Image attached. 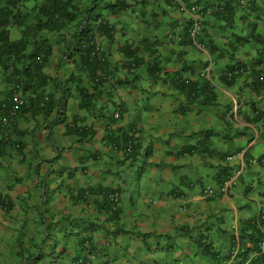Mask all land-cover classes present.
Returning <instances> with one entry per match:
<instances>
[{"label":"crops","instance_id":"1","mask_svg":"<svg viewBox=\"0 0 264 264\" xmlns=\"http://www.w3.org/2000/svg\"><path fill=\"white\" fill-rule=\"evenodd\" d=\"M43 1L20 2L26 23ZM92 1L73 0L74 21L41 32L43 83L31 73L17 86L0 61V118L24 101L0 124V264H234L226 258L244 224L264 216V0H126L118 13L102 0L112 40L94 45L113 79L98 84L73 50ZM180 5L202 10L195 38ZM6 29L10 42L22 38L12 21ZM133 58L143 64L128 71ZM232 65L242 76L221 81ZM188 82L209 83L212 103L190 102ZM131 124L142 148L134 162L108 142ZM196 145L202 152L182 153ZM99 189L119 194L115 213Z\"/></svg>","mask_w":264,"mask_h":264},{"label":"trees","instance_id":"2","mask_svg":"<svg viewBox=\"0 0 264 264\" xmlns=\"http://www.w3.org/2000/svg\"><path fill=\"white\" fill-rule=\"evenodd\" d=\"M23 1L25 0H0V61H3V69L5 71L13 68L10 78H16L17 86H23L24 81L28 80L31 73L38 86L40 81L43 83V81L46 80V77L42 76L41 70L50 53L45 47V41L40 39V34L43 31H58L65 24L74 21L75 15L72 11L75 7L73 5V0H44L42 3H37L35 5L31 13V19L33 22L32 24H28L26 23L28 17L23 15L19 10L20 2ZM98 1L99 0H93L92 6L84 10V19L87 22L85 25L80 26L77 34L74 36V38L79 41V45H76L73 49L77 50L83 69L92 73L91 77L96 84L107 78L113 79L112 74L103 73L105 57L100 54L99 48L94 45L96 36L104 37L108 42H111L113 33V28L105 20L99 17L98 10L101 9L102 6L98 4ZM234 2L235 0H227L226 4H229L230 7H232L234 6ZM196 6L198 7V5ZM102 8L109 9L112 13H118L126 10L128 5L126 0H116L112 5L104 3ZM93 20L100 21H97V24L93 25ZM11 21L13 24L21 28L22 38L17 42H10L8 38L6 27ZM69 50L72 49L69 48ZM18 61L24 62L20 71L14 69V65ZM29 61L31 62V65L28 64ZM153 63L149 64L152 66H148L151 72L156 67V64ZM138 64L142 65L143 63L142 61L139 62L136 58H133L127 63L128 71L134 70ZM223 72L224 73L221 75V81L229 83L241 77L243 70H241V67H238V65H232ZM257 73H259V71H257ZM256 75L257 74H255V76ZM256 78L257 81H260L258 76H256ZM134 79L135 78H133V80ZM5 80L10 81L7 76ZM209 87V83L200 85L188 82L185 85L186 89L184 92L190 102L198 101L197 103L200 105H209L214 99V94L211 90L212 87ZM208 90L209 92H207ZM23 91L27 90L25 89ZM80 97L82 99L81 106L89 107L85 104V99L88 98L85 90L80 91ZM22 106L23 105L17 106L16 109L8 108L7 113L11 109L10 112L15 111L17 115L21 112L20 110H22ZM46 106L45 103L42 104V108ZM181 112L184 113L185 109L182 108ZM138 135L139 131L134 124H131L124 129L118 130L115 136H108V142L111 144L112 148L122 152L125 161L128 160L134 162L142 155V148ZM210 135L211 133L209 131L205 132L202 142H204L206 146L208 145L207 140ZM200 148L201 147L197 145L195 147H187L182 150L184 151L182 153L191 154L194 152H202ZM144 152V156L148 157L150 149L146 148ZM97 193L103 196L104 199H102V206L107 211L111 210L107 199L108 195L116 196V203H120V196L116 191L99 189ZM117 210L118 208L111 210V212L115 213ZM112 218L114 219V216ZM247 230H249V233H247ZM237 243V248L234 246V249L228 252L229 255L226 259H230V255L232 256L234 254L236 260L234 264H264V216L248 220L244 224V229L241 232ZM208 254H211L210 251Z\"/></svg>","mask_w":264,"mask_h":264},{"label":"clouds","instance_id":"3","mask_svg":"<svg viewBox=\"0 0 264 264\" xmlns=\"http://www.w3.org/2000/svg\"><path fill=\"white\" fill-rule=\"evenodd\" d=\"M102 2V0H99L98 1V4L99 3H101ZM180 8H181V10L184 12H187V14H191V16H192V20H193V29L190 31V36H191V38H195L196 36V33H197V30H198V22H197V20H196V15H197V13H198V11H199V9H198V7L196 6V5H191V6H189V7H187V6H184V5H180ZM187 8H189V9H187ZM194 8V10H192ZM185 9H187V10H185ZM189 10V11H188ZM189 12V13H188ZM189 14V15H190ZM92 20V19H91ZM90 20V21H91ZM87 22V21H86ZM82 26V25H81ZM80 28V27H79ZM24 104V101L23 100H19L18 102H17V105L14 107L15 109L17 108V106H21V105H23ZM14 109V110H15ZM11 113H13V114H11ZM116 113H118L119 114V112H116ZM115 113V114H116ZM115 114H114V116H115ZM119 117V116H118ZM118 117H115V118H118ZM15 118H16V112L15 111H11L10 113H9V115L7 116V117H1L0 118V124L1 125H10L11 123H13V121L15 120ZM4 120H6V122L4 121ZM232 159V157H228L227 158V160H231ZM259 163H260V165H263L264 166V157H262L260 160H259ZM210 190L209 189H207L205 192H209ZM110 196H112V195H108L107 196V199H108V201H109V205H110V209L112 210V207H113V205H112V203L110 202ZM119 205H120V203H118V205L116 206V208H119ZM263 217V216H262Z\"/></svg>","mask_w":264,"mask_h":264},{"label":"built area","instance_id":"4","mask_svg":"<svg viewBox=\"0 0 264 264\" xmlns=\"http://www.w3.org/2000/svg\"><path fill=\"white\" fill-rule=\"evenodd\" d=\"M192 10H194V8L192 9ZM11 114H13V113H11ZM119 116V114L118 113H116L115 114V117H118ZM5 122H6V120H4ZM110 202L112 203V205H113V207H112V210H115L116 209V206L118 205L116 202H117V199H116V196H110Z\"/></svg>","mask_w":264,"mask_h":264},{"label":"rangeland","instance_id":"5","mask_svg":"<svg viewBox=\"0 0 264 264\" xmlns=\"http://www.w3.org/2000/svg\"><path fill=\"white\" fill-rule=\"evenodd\" d=\"M127 161V160H126Z\"/></svg>","mask_w":264,"mask_h":264}]
</instances>
